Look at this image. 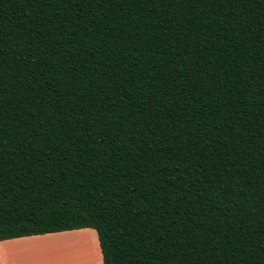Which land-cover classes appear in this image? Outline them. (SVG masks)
<instances>
[{
    "label": "trees",
    "instance_id": "trees-1",
    "mask_svg": "<svg viewBox=\"0 0 264 264\" xmlns=\"http://www.w3.org/2000/svg\"><path fill=\"white\" fill-rule=\"evenodd\" d=\"M81 228L264 264V0H0V240Z\"/></svg>",
    "mask_w": 264,
    "mask_h": 264
},
{
    "label": "crops",
    "instance_id": "crops-1",
    "mask_svg": "<svg viewBox=\"0 0 264 264\" xmlns=\"http://www.w3.org/2000/svg\"><path fill=\"white\" fill-rule=\"evenodd\" d=\"M88 230L95 229L81 228L0 240V264H104L103 257L99 263L97 250L91 245L95 240L94 234H76L73 238L75 233ZM69 240H81L92 247H89V252L82 253Z\"/></svg>",
    "mask_w": 264,
    "mask_h": 264
},
{
    "label": "rangeland",
    "instance_id": "rangeland-1",
    "mask_svg": "<svg viewBox=\"0 0 264 264\" xmlns=\"http://www.w3.org/2000/svg\"><path fill=\"white\" fill-rule=\"evenodd\" d=\"M76 234L77 235L86 234V235H89V236L91 234H94L95 240H94V243L91 244V245L97 250V255H98V258H99L98 260H99V263H100V259H101L102 256H101V251H100V246H99V238H98V234H97L96 230H92V231L88 230L86 232H77V233L74 234L75 236L73 234H71V235H73L74 236L73 238H75L76 237ZM71 235H67V236H70L71 237ZM73 243H74V248L75 249H81L82 253L89 252V249H90L89 247H92V246H89L88 247L87 243H84L81 240L78 241V242L75 241ZM48 259H50V258H48Z\"/></svg>",
    "mask_w": 264,
    "mask_h": 264
},
{
    "label": "bare ground",
    "instance_id": "bare-ground-1",
    "mask_svg": "<svg viewBox=\"0 0 264 264\" xmlns=\"http://www.w3.org/2000/svg\"><path fill=\"white\" fill-rule=\"evenodd\" d=\"M70 241V243H73V240L71 241V240H69ZM77 248V247H76ZM78 250H81V249H78ZM78 252H80V251H78Z\"/></svg>",
    "mask_w": 264,
    "mask_h": 264
}]
</instances>
